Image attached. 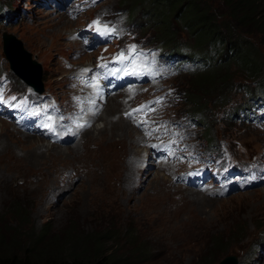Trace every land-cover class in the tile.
Listing matches in <instances>:
<instances>
[{"label":"rangeland","instance_id":"obj_1","mask_svg":"<svg viewBox=\"0 0 264 264\" xmlns=\"http://www.w3.org/2000/svg\"><path fill=\"white\" fill-rule=\"evenodd\" d=\"M35 1L19 0L23 20L37 19L36 23L32 27H13L8 32L22 41L24 48L41 63L42 69L56 58L54 48L65 44V34L77 28L82 20L89 21V9L96 7L91 20L99 18L102 22L104 6L111 7L110 0H97L86 6L80 0H71L72 11H66L74 19L70 22L65 15L38 6ZM206 1H210L219 16L215 15L217 24L221 18L228 20L231 34L243 42H251V51L256 48L264 62V33L250 26L242 27L238 17L232 18L225 0ZM263 14L264 10L254 16L258 19ZM18 55L21 54L18 52ZM34 74H37V68ZM54 80L49 75L43 78V81ZM197 80L199 78L195 76L177 81L189 89V85ZM193 86L199 93L198 85ZM61 95L64 96V91ZM107 97L104 99L109 103ZM185 107L199 108L190 104ZM105 111L107 109L97 119L96 126L76 141V147H70L72 144L63 145L59 150L52 147L53 150L43 154L36 152L43 146L35 148L42 144L41 140L33 137L34 140L28 141L26 138L27 142L19 141L17 145L10 139L13 134L0 121L1 228L4 224L18 228L23 239H29L28 233L36 235L46 223L52 231L75 223V228L83 234L104 233L108 228L118 234L122 245L108 240L105 251L115 252L116 256L123 253L138 264H218L232 254H237L239 264H264V254L257 250L264 239V235H259V228L264 227V187L247 189L221 199H210L197 193L189 195L171 187L169 178L162 176L159 169L140 171L139 160L147 154L141 150L147 149L148 141L143 137L140 142L136 137V132L142 129L137 123L139 120L128 117V121L123 122L116 113L120 111L112 114ZM109 122L116 123L115 130L110 128ZM117 131L119 134L112 135ZM116 142L123 146H118V152L110 158L93 153L98 146L97 151L102 146V151L111 150ZM12 146L21 148L20 161L16 164L11 162L18 160ZM244 147L247 154L263 152V134L257 130L245 141ZM262 177L264 170L260 179ZM18 205L27 212L12 214ZM182 205L186 206L180 211ZM230 235L225 249L210 260L207 254L213 239Z\"/></svg>","mask_w":264,"mask_h":264},{"label":"trees","instance_id":"obj_2","mask_svg":"<svg viewBox=\"0 0 264 264\" xmlns=\"http://www.w3.org/2000/svg\"><path fill=\"white\" fill-rule=\"evenodd\" d=\"M148 1L155 3L156 15H160L164 25H167V13L171 15L180 13L186 23L197 31V39L201 43L220 39L225 43V50L233 49V56L240 59L247 67V71H253L254 74L260 71L261 59L258 50L255 48L251 51L253 48L251 42L236 39L231 34L228 20L222 18L219 21L220 24H217L215 15L219 16L208 1ZM225 2L228 4L232 18L237 19L238 17L240 20H237L242 27L250 26L251 29L257 28L264 33V14L258 19L254 16L264 10V0H225ZM182 8H184L183 12ZM209 81L212 84L216 78H201L197 83L201 86ZM24 210L21 205H18L12 214L20 215L27 212ZM48 226L47 223L44 224L36 235L28 233L29 239H23L18 228L6 226V224L0 227V264H138L136 260H131L123 253L116 256L115 252L105 251V243L108 240L112 244L122 245L118 234L110 232L108 228L104 229V233L83 234L75 228V223L66 224L58 231H52ZM231 237L232 235L223 238L216 236L211 243L207 257L211 260L219 253L218 251L224 250L225 242L227 239L230 241Z\"/></svg>","mask_w":264,"mask_h":264},{"label":"snow or ice","instance_id":"obj_3","mask_svg":"<svg viewBox=\"0 0 264 264\" xmlns=\"http://www.w3.org/2000/svg\"><path fill=\"white\" fill-rule=\"evenodd\" d=\"M95 2H96V0H92L93 4ZM89 28H94V30L99 34H108V33H112L115 31L114 28H109L107 25L102 26L99 18L96 20H93L92 23L89 25ZM128 53L129 54L126 55L124 51H121L120 53H118L116 55L114 60L119 61L121 63L124 61H129L130 65H131V71H125L126 75H140L141 74L140 67L137 65L135 57L132 56L133 53H136V46L135 45L129 46ZM98 67L99 68H107V63L99 64ZM90 71H93V70L87 69V68L82 69V72H84V73H87ZM91 80H92L91 86L96 87L97 86L96 85V78L93 77V78H91ZM85 82L87 83V81H85ZM10 99L14 100L15 97H11ZM75 99L79 100V97H75ZM3 102H4L3 93L0 92V103H3ZM146 107H147L146 105H141L139 108L133 109L132 112L125 113V115L131 117L134 112H139V111L145 109ZM147 110L152 111L153 109L147 108ZM137 123L139 125L143 126L144 124L147 123V121H138ZM84 126H86V125H84V124L78 125V127H84ZM146 135H151V132H147ZM170 143H175V141H172ZM152 146L157 147L156 145H152ZM169 154H171V152Z\"/></svg>","mask_w":264,"mask_h":264},{"label":"bare ground","instance_id":"obj_4","mask_svg":"<svg viewBox=\"0 0 264 264\" xmlns=\"http://www.w3.org/2000/svg\"><path fill=\"white\" fill-rule=\"evenodd\" d=\"M65 27V26H64ZM61 29V28H60ZM58 31H60V30H58ZM59 35V34H58ZM9 40V39H8ZM20 57L22 58V60H26L25 62H26V65H25V70L27 71V72H29V73H32V71H33V69L36 67V65H35V63H33V62H31L30 60H29V58H28V56L26 55V54H21L20 55ZM35 70V69H34ZM116 102V101H115ZM114 102V99H110L109 100V103H107V107H106V109H107V111H105V112H108V111H111L112 109H114L115 107H116V105H117V107L120 105V104H117V103H115ZM105 109V110H106ZM114 113V112H113ZM109 115V114H108ZM85 123H88L87 121H84ZM3 123V122H2ZM0 124H1V122H0ZM4 124V123H3ZM109 124H110V128L111 129H113V130H115V126H116V123L115 124H113V122H109ZM4 125H6V124H4ZM100 127V126H99ZM98 129V128H97ZM118 129H121V128H118ZM117 130V129H116ZM122 130V129H121ZM105 131V130H104ZM10 132V131H9ZM100 132V131H99ZM113 132V131H112ZM11 133V132H10ZM115 134H119L118 133V131H117V133H112V135H115ZM7 135V134H6ZM117 136H119V135H117ZM26 138H29V141L31 140H34V138L33 137H24V139H26ZM119 140V142H121V140L120 139H118ZM36 141H38V140H36ZM77 139H75L74 141H72V145L70 146V147H76L77 146ZM39 142V141H38ZM119 142H116V143H114L113 144V147H114V150L113 151H110V150H107V151H104V153H102L101 151H97L96 150V154L99 156V157H103V158H110L112 155H113V153H114V151H116L117 149H118V145L120 144ZM39 145V144H38ZM42 146H43V144H41ZM121 145V144H120ZM44 146H46V145H44ZM49 146H51V147H58V146H55V145H49ZM48 147V146H47ZM144 169H147L146 171H149V169L151 170V168H149V167H146V168H144ZM144 169H140V171L142 170H144ZM133 184H134V181H133ZM199 195V194H198ZM185 206L186 205H182L181 207H180V211H183L184 209H185Z\"/></svg>","mask_w":264,"mask_h":264},{"label":"water","instance_id":"obj_5","mask_svg":"<svg viewBox=\"0 0 264 264\" xmlns=\"http://www.w3.org/2000/svg\"><path fill=\"white\" fill-rule=\"evenodd\" d=\"M8 55L11 59H13L14 54L9 53ZM237 263H238L237 256L229 255L225 257L224 259H222L218 264H237Z\"/></svg>","mask_w":264,"mask_h":264}]
</instances>
